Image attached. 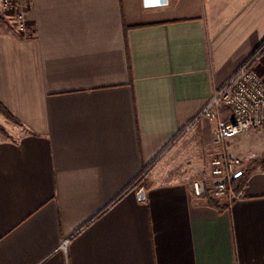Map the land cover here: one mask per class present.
<instances>
[{"label": "crops", "instance_id": "1", "mask_svg": "<svg viewBox=\"0 0 264 264\" xmlns=\"http://www.w3.org/2000/svg\"><path fill=\"white\" fill-rule=\"evenodd\" d=\"M17 2L25 30L0 18L19 120L0 114V264H264V164L231 202L192 190L223 152L264 155V129L240 152L198 118L264 42V0Z\"/></svg>", "mask_w": 264, "mask_h": 264}, {"label": "built area", "instance_id": "2", "mask_svg": "<svg viewBox=\"0 0 264 264\" xmlns=\"http://www.w3.org/2000/svg\"><path fill=\"white\" fill-rule=\"evenodd\" d=\"M4 10L20 11L17 0H1ZM147 7L165 5L167 0H143ZM13 12V13H14ZM20 29L25 30L26 18L20 11ZM260 52L250 57L218 90L203 108L198 118L216 121L215 141L224 144L227 140L252 130L264 129V78L258 69ZM221 109L229 113L224 116ZM248 170V162L229 153L216 156L211 161L208 177L194 180L192 190L196 196L225 198L228 202L243 197L244 187L236 191L235 182L243 178ZM67 240L63 243L66 248Z\"/></svg>", "mask_w": 264, "mask_h": 264}, {"label": "trees", "instance_id": "3", "mask_svg": "<svg viewBox=\"0 0 264 264\" xmlns=\"http://www.w3.org/2000/svg\"><path fill=\"white\" fill-rule=\"evenodd\" d=\"M0 18H2L1 12H0ZM263 47H264V42L260 45V47H258L256 49L255 52H258L259 50L263 49ZM0 112L3 113L9 119L19 122V120L12 113H10V111L1 102H0ZM0 132L1 133H6L5 128L3 126H1V125H0ZM260 163L264 164V155L261 158L252 161L251 164L248 167L246 175L243 178H241V179H239V180H237L235 182L236 191L239 192L246 185V182H247V180L249 178V174H250L251 170L257 164H260Z\"/></svg>", "mask_w": 264, "mask_h": 264}, {"label": "rangeland", "instance_id": "4", "mask_svg": "<svg viewBox=\"0 0 264 264\" xmlns=\"http://www.w3.org/2000/svg\"><path fill=\"white\" fill-rule=\"evenodd\" d=\"M5 12H2V11H0L1 12V14H2V18H4L5 16H7L8 18H10L12 21H15L16 23H17V26L20 28V26H21V23H22V20H21V18L19 17V15H20V11L18 10V11H16V12H11V11H8V10H4ZM25 27H27L26 26V24H25ZM0 114L3 116L4 114L3 113H1L0 112ZM5 116V115H4ZM6 117V116H5ZM8 118V117H7ZM0 125L1 126H3V124H2V120H0ZM4 127V126H3ZM5 128V127H4ZM6 130V129H5ZM254 130H252V131H250V132H253ZM250 132H245V133H242V134H239V135H237V136H235V137H233V138H231V139H229V140H227V142H229V141H233V143H235V144H238V145H240V143H238V140L239 139H242V140H244L245 138H246V134L247 133H250ZM226 142V143H227ZM240 152L241 151H243V150H245V145L244 144H241L240 145V147H239V149H238ZM244 159V158H243ZM246 162H248L247 161V159H244ZM210 171H211V168L208 170V172H207V174H204L201 178H199V179H202V178H204V177H208L209 175H210ZM142 180H144V179H140V183H142Z\"/></svg>", "mask_w": 264, "mask_h": 264}, {"label": "water", "instance_id": "5", "mask_svg": "<svg viewBox=\"0 0 264 264\" xmlns=\"http://www.w3.org/2000/svg\"><path fill=\"white\" fill-rule=\"evenodd\" d=\"M144 193H145V189H142L141 194L144 195Z\"/></svg>", "mask_w": 264, "mask_h": 264}]
</instances>
